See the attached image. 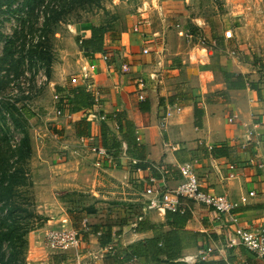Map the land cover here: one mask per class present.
Returning <instances> with one entry per match:
<instances>
[{
	"label": "crops",
	"instance_id": "0c3cea01",
	"mask_svg": "<svg viewBox=\"0 0 264 264\" xmlns=\"http://www.w3.org/2000/svg\"><path fill=\"white\" fill-rule=\"evenodd\" d=\"M136 1L122 23L124 17L112 24L97 18V23L89 20L70 27L69 51H62L64 62L52 76L55 93L68 97L70 89L83 88L70 80L85 61H91L97 66L93 84L99 105L94 101L92 107L55 117L51 127L61 132L49 134L55 147L38 140L32 191L36 213L48 218L40 231L62 226L77 230L85 246L76 251L82 255L75 264L81 257L85 264H149L130 255L134 247L172 232L185 238L169 251L182 258L211 247L214 253L204 261L264 264V258L242 246L228 247L232 227L213 209L187 202L188 219L173 227L166 212L146 208L150 197L145 195L151 186L161 191L176 188L179 167L190 162L204 192L239 202L255 191L233 212L242 225H264V167L259 166L264 164V72L232 49L246 47L238 28H209L195 20L208 43H216L200 62L175 28L184 14V0ZM102 24L107 26L103 46L107 62L102 53L85 52L78 45L79 39L90 38L92 27ZM201 28L196 29L203 33ZM227 31L232 38L224 37ZM123 65L128 72L121 70ZM140 78L147 84L143 101L135 93ZM98 116L107 120L99 121ZM229 117H234L233 123ZM81 121L89 124L87 136L78 135ZM102 128L107 149L118 154L112 164L97 167L99 158L89 148L103 147ZM81 137L87 138L86 144L80 143ZM123 143L126 156L120 152ZM140 162L148 167L136 168ZM230 165L236 171L229 179ZM108 229L114 253L108 252V245L100 246Z\"/></svg>",
	"mask_w": 264,
	"mask_h": 264
},
{
	"label": "rangeland",
	"instance_id": "374dc122",
	"mask_svg": "<svg viewBox=\"0 0 264 264\" xmlns=\"http://www.w3.org/2000/svg\"><path fill=\"white\" fill-rule=\"evenodd\" d=\"M11 2V6L0 5V147L8 143L11 149H15L27 134L30 147L28 157L19 164L28 177L27 185L16 189V196L24 198L25 206L36 213L32 179L37 166V143L42 138V143L47 141L51 147H55L50 143L49 134H61L59 130L51 127V124H55L54 118L58 116L52 76L55 68L64 62L62 51H69L67 41L70 27L89 20L97 23V18L106 24H112L116 18L124 17L121 19L122 23L137 1L107 0L102 4L104 9L82 7L67 14L62 22L53 26L55 35L46 41L43 40L46 42L47 51L53 54L50 67L40 56L30 55V51L39 42L37 36L43 23L42 15H39L41 10L36 4H28L24 0ZM183 7L184 14L178 20L185 28L192 27L190 30L193 32H197L195 20H200L201 24H206L209 28L221 25L223 28L225 25L238 28V35L246 47L243 48L244 51L237 47L232 49L235 53L250 58L259 66L260 71L264 72V0H184ZM20 31L26 35H18ZM202 32L205 34L203 30ZM15 99H22L17 105H25L28 114H33L25 121L20 119V124H14L8 112ZM46 219L48 218L37 214L22 220V223L29 226L25 255L27 264H75L81 253H57L47 247L45 234L48 230L44 233L40 231ZM81 258L83 259L80 264H85L86 258Z\"/></svg>",
	"mask_w": 264,
	"mask_h": 264
},
{
	"label": "trees",
	"instance_id": "16d2710c",
	"mask_svg": "<svg viewBox=\"0 0 264 264\" xmlns=\"http://www.w3.org/2000/svg\"><path fill=\"white\" fill-rule=\"evenodd\" d=\"M11 1L12 0H0V5L5 4L11 6ZM24 1L28 4H36L38 9L41 10L39 15H42L43 18L42 28L39 29L40 34L37 36L39 42H37L34 49L30 51V55L35 57L36 55L40 56L41 60H45L50 67L53 62V54L52 52L47 51L45 41L55 35L56 31L53 30V26L62 22L64 17L75 9L82 7L104 9L102 8V4L107 0ZM106 32V25L102 24L100 26H94L91 28L90 38L79 39L78 45L85 52L105 54L103 46L104 35ZM20 33L23 34L22 37L26 35L23 31H20L18 35ZM43 40L45 41L43 42ZM24 47L25 43H23V48ZM48 75L50 77L49 73ZM233 77L237 79L241 78V76L237 75H233ZM60 90V88H57V92ZM69 93L71 95L70 97L62 96L60 103H58L57 107L61 111V115L77 113L81 109L92 107L94 103L93 97L89 92H86L84 88L75 87L70 89ZM22 99H15L8 108L9 116L14 124H20L21 120L25 121L33 115L28 114L25 105H17L18 103H21ZM68 106L69 108H66ZM118 116L119 115H116L117 119L119 118ZM78 125V135L87 136L86 130L89 128L88 122L81 121ZM119 127L121 128V125ZM101 136L103 142L102 145L107 149V133L103 128ZM29 149V138L27 134L21 139L19 147H16L15 149H11L8 143L0 147V264H27L25 255L28 246L27 235L29 232V226H27V223H22V220L24 221L32 216L35 217L37 214L25 206L26 203L24 201L26 200L24 198L20 199L19 195L16 196L18 194L16 189L20 186L27 185L26 180L28 177L19 164L23 159L28 157ZM112 154L115 155V151L114 153L112 152ZM142 162L136 165V168L145 169L148 167ZM15 197H18V199ZM23 213L24 216H22ZM188 217L189 212L187 209L183 212L166 211L167 222L173 227H181ZM184 239L185 238L182 237V235H178L176 232L169 233L164 239L158 236L152 240L138 243L134 247L136 249H134L130 255L137 258L143 257L149 264H186L184 261L179 260L182 258L181 256H178L175 252H169L171 249L176 250L177 247L181 246ZM110 242V229H108L105 236L100 239V246L104 247ZM112 258L117 261L119 260L115 257ZM125 259L126 258H124V260ZM195 264L216 263L199 261Z\"/></svg>",
	"mask_w": 264,
	"mask_h": 264
},
{
	"label": "built area",
	"instance_id": "2783aa9c",
	"mask_svg": "<svg viewBox=\"0 0 264 264\" xmlns=\"http://www.w3.org/2000/svg\"><path fill=\"white\" fill-rule=\"evenodd\" d=\"M195 27L200 28V25L195 21ZM175 28L178 34L183 37L185 43L189 46L190 51L202 62L206 57L207 53L212 50V47L216 46L213 42L211 45L204 34L201 32H193L190 28H184L181 24L177 23ZM227 39L232 38L231 31H227L224 34ZM147 53V50H144ZM102 59L108 61L109 57L107 54H103ZM112 68V65L110 66ZM97 66L91 61H85L79 68V71L74 75L70 82L73 86H82L86 90L92 93L95 104L99 105V92L94 89L93 78L96 73ZM121 70L126 73L128 67L123 65ZM147 90V84L142 78L135 82V93L137 94L140 101L144 100L145 92ZM70 97L71 95H67ZM56 103H60L62 96L59 94L54 95ZM56 114L61 116V111L57 108ZM171 116V112L167 113V117ZM166 117V118H167ZM99 121L105 122L106 116H98ZM228 122L233 123L234 117H229ZM82 145L86 144L87 138H79ZM126 144L123 143L120 148L122 156H126L127 148ZM90 151L94 153L98 158L96 166L101 167L102 162L112 164L115 160L114 155L108 149L101 146H91ZM130 163L135 165L137 160H130ZM260 167H264V164H260ZM229 174L228 178H233L235 175L236 167L230 165L228 167ZM181 174V180L176 188H167L161 191L156 186L149 187L145 195L149 196L146 203L148 210H157L159 212H183L188 207L187 202L199 203L213 209L220 218H223L225 223L232 227L233 234L229 238L228 247L242 246L247 251L253 253L257 257L264 258V225H242L236 215L234 209L240 203H245L251 197L256 195L255 191H250L246 196L240 198L239 202H235L225 195H219L213 192H204L201 190L199 180L194 171V164L186 162L179 167ZM141 220V219H140ZM133 228L137 227V224H133ZM46 245L49 249L57 253H66L69 251H77L85 246V242L80 236L79 232L73 228L62 226L58 229H50L45 234ZM108 252L114 253L115 249L113 245H108ZM214 253V249L208 247L201 249L195 256L187 255L182 258L186 263H193L198 261L206 260L211 254ZM113 255V254H112Z\"/></svg>",
	"mask_w": 264,
	"mask_h": 264
}]
</instances>
